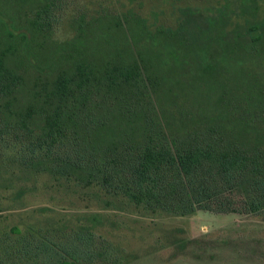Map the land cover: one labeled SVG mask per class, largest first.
Instances as JSON below:
<instances>
[{"label":"rangeland","instance_id":"obj_1","mask_svg":"<svg viewBox=\"0 0 264 264\" xmlns=\"http://www.w3.org/2000/svg\"><path fill=\"white\" fill-rule=\"evenodd\" d=\"M23 6L1 10L0 19L15 36L30 37ZM133 16L145 20L147 35L132 46L126 27ZM81 17L86 41L72 44ZM58 18L43 47L32 51L28 41L21 47L22 101L48 75L68 69L69 55L101 66L118 52H142L160 80L153 101L171 131L216 123L244 142L264 144V0H64ZM252 26L263 37L253 52L245 49ZM162 28L181 30L185 40L160 37ZM101 115L106 132L119 130L112 104ZM21 161L0 140V264L44 238L68 243L89 230L118 250L120 264H264V213L156 215L98 186L57 179Z\"/></svg>","mask_w":264,"mask_h":264},{"label":"trees","instance_id":"obj_2","mask_svg":"<svg viewBox=\"0 0 264 264\" xmlns=\"http://www.w3.org/2000/svg\"><path fill=\"white\" fill-rule=\"evenodd\" d=\"M63 3L0 0V11L24 5L23 27L30 35L15 36L0 19V140L37 172L98 186L156 215L263 214L264 144L244 142L216 123L183 134L171 131L153 101L160 80L142 52H118L101 66L69 55L68 69L48 75L21 100L26 88L21 47L28 41L33 51L51 39ZM84 21L81 17L72 44L85 43ZM112 24L123 28L115 18ZM126 29L132 46L147 35L138 16ZM250 33L245 49L257 51L263 38L259 26ZM181 34L171 28L158 32L185 40ZM108 104L122 122L115 132H106L109 124L101 115ZM122 259L89 230L68 243L44 238L10 264H120Z\"/></svg>","mask_w":264,"mask_h":264}]
</instances>
